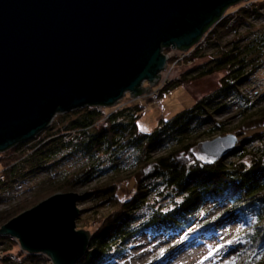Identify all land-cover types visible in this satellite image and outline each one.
<instances>
[{"label":"water","instance_id":"obj_1","mask_svg":"<svg viewBox=\"0 0 264 264\" xmlns=\"http://www.w3.org/2000/svg\"><path fill=\"white\" fill-rule=\"evenodd\" d=\"M242 1L0 0V153L36 138L59 114L149 95L168 66L165 49L189 50ZM238 143L228 134L199 149L214 161ZM80 198L57 193L0 236L53 264H78L92 239L77 230Z\"/></svg>","mask_w":264,"mask_h":264},{"label":"trees","instance_id":"obj_2","mask_svg":"<svg viewBox=\"0 0 264 264\" xmlns=\"http://www.w3.org/2000/svg\"><path fill=\"white\" fill-rule=\"evenodd\" d=\"M262 8L264 3L260 9L242 11L232 26H229L228 22L219 24L210 33V42L218 43L223 37L237 32L242 25H249L250 16H263L260 12ZM257 40L258 43L243 48L219 51L211 61L195 67L192 71L195 75L190 79L181 80V83L193 82L223 72L225 74L220 79L217 100L221 95L228 97L235 92L244 98L240 85L246 77L249 59L264 48V36ZM194 56V59H197L199 54ZM175 83L177 84L171 82L164 86L161 94L169 91ZM223 107L224 104L204 97L192 108L170 119H161L152 133H146L139 127L144 109L141 104L115 108L106 121L107 125L102 126H98V123L104 117V107H101L102 110L98 109L99 107H85L73 111L79 112L81 116L73 120L69 127L53 132L51 124L35 138L42 143L47 141L44 147L42 145L36 149L28 146V142H22L0 153V163L3 167H8L5 168L7 179L0 184V189L10 186L17 169L26 162H31L36 172L47 170L52 159L72 146L88 156L92 163L84 166L75 176H63L60 172L51 173L39 192L26 204L17 207L16 213L12 216L11 213L0 215V226L51 195L70 192V186L75 179L83 177V181L87 182L100 174L113 171L117 176L107 180L108 186L104 190L111 211L92 225L94 231L90 248L78 264H100L107 254L117 247L126 246L144 231L145 228L140 230V225L134 223V215L146 206V200L156 182L167 189L176 190L180 199L167 208L152 207L146 230L179 231L185 226L184 222L188 218L195 217L202 211L206 202L227 203L230 210L245 216L242 237L244 242L241 243V250L235 255L237 264H264V145L254 152L248 151L247 148V145L264 139V117L256 120L245 119L240 127V140L236 148L218 160L207 161L209 157L199 149L200 143L203 142L199 141L202 138L200 130L210 122L214 127L209 132L223 129L224 123L215 118L216 112L223 110ZM70 131L79 133V143L64 142L63 135ZM162 143L170 144L169 151L155 155L156 149ZM28 149L34 150L28 154ZM129 149L134 153L136 164L132 176H120V166L116 160L109 169L102 167V154L116 158ZM231 155L237 159L229 161L227 158ZM80 173L82 174L79 176ZM130 181L135 182V189L122 198L121 186ZM4 250H11V247ZM25 259L32 264L49 263V259L42 254H28ZM1 263L11 261L5 258Z\"/></svg>","mask_w":264,"mask_h":264},{"label":"rangeland","instance_id":"obj_3","mask_svg":"<svg viewBox=\"0 0 264 264\" xmlns=\"http://www.w3.org/2000/svg\"><path fill=\"white\" fill-rule=\"evenodd\" d=\"M252 1L257 2L258 5L264 3V0ZM262 12L263 16H250L248 18L249 25H242L237 32L223 37L218 43L215 41L210 42L207 49L198 53L199 57L197 59H194V55L192 57H183V54L174 48L165 49L164 53L170 56V60L166 70L162 72L160 87L155 86L152 88L154 93L157 89L159 90L160 98L155 99L153 95H145L138 99H133L130 94H127L117 106L104 107V117L99 121V126L106 123L104 121L105 115H111L115 108L120 109L137 103L144 106L143 114L139 120V127L146 133H152L156 130L161 119H170L176 114L192 108L200 99L210 97L212 101L224 104L223 110L217 111L215 114L216 120L223 122L224 127L223 129L209 132L214 125L212 122L206 124L200 130L202 138L199 141L204 142L228 134H236L240 140V127L244 124L245 119L256 120L264 117V48L253 54L249 59L246 77L240 85V91L244 98L235 92L228 97L221 95L220 99L217 100L220 79L225 74L223 72L193 82L184 83L183 81L181 83V80L193 77L195 75L192 72L193 69L211 61L213 57L217 56L219 51L232 50L235 47L243 48L249 44L258 43L257 39L264 36V10ZM167 80L168 82L165 83L164 81ZM171 82H177V84L175 83L169 91L162 95L161 89ZM144 86H149L148 82H145ZM80 116L79 112L73 111L59 114L53 120L52 126L50 125L52 129H50L53 132L65 129L69 127L73 120L78 119ZM46 143L48 142L42 143L34 138L28 141V146L36 147L37 149L42 145L44 147ZM263 145L264 139L247 145V148L248 151L254 152ZM169 149L170 144L162 143L156 149L155 155L165 154ZM33 150L28 149V154ZM101 157L104 169H109L113 161L116 160V163L120 166L119 175L122 177H130L136 170L135 156L130 149L123 151L116 158L106 153L102 154ZM227 159L230 161L237 159V157L231 155ZM89 163H92L89 157L73 146L66 148L52 159L48 163L47 170L36 172L31 162H26L21 165L19 170L17 169L14 181L10 186L0 189V215L11 213L12 216L16 213L15 209L17 207L24 205V203L26 204L27 201L32 199L34 194L39 192L40 187L46 183L45 181L51 173L60 172L63 176H75ZM0 167L4 170L8 168L6 166L3 167L1 163ZM116 176L112 171L100 174L87 182L83 181V177L78 180L75 179L71 184L70 192H76L81 196L78 202L80 215L77 220V230L84 229L93 234L94 227L92 225L111 211L110 204L105 198L104 190L108 186L106 184L107 180ZM6 179L5 175L4 181H0L1 184ZM154 184V189L146 200V206L134 215V223L140 225L138 227L140 230L145 228L144 231L126 246L117 247L114 251L107 254L100 264H200V261L208 256L210 249H216L220 245H224V247L220 248V251L213 257L204 260V264H232V257L241 250L242 246L241 243L230 245L228 241H235L237 237L242 239L244 230L243 217L245 216L230 210L227 203L206 202L202 211L195 217L188 218L184 222L185 226L179 231L146 230L147 219L152 207L163 206L167 208L173 205L174 201L180 199L176 190L167 189L164 185H158L157 182ZM134 187V181L123 184L120 196L124 198L127 194L134 191ZM31 208H27L23 212ZM18 215H15V217ZM9 246L11 250H4ZM179 251L183 255L182 258L179 256H177L178 258L175 257ZM27 255L28 253L21 249L19 241L12 240L9 236H0V264H3L1 261L5 258H9L11 263L4 264H32L29 260H24ZM48 261L49 263L46 264H53L50 259Z\"/></svg>","mask_w":264,"mask_h":264},{"label":"built area","instance_id":"obj_4","mask_svg":"<svg viewBox=\"0 0 264 264\" xmlns=\"http://www.w3.org/2000/svg\"><path fill=\"white\" fill-rule=\"evenodd\" d=\"M261 5H258L257 2H254L252 0H245L242 1L241 3L230 7L229 9H227V11L224 13L223 17L221 19H219L217 22H215V24L203 35V37L199 40V42H197L195 45H193L189 50L187 51H181L179 50L178 52H181L183 54V57H192L193 55H196L199 52H202L203 50L207 49V47H209L210 44V38L209 35L212 32V30L218 26L219 24L223 23V22H228L229 26H232L233 23H235L237 21V19L239 18V14L242 13V11H253L254 9H260ZM264 10V8L261 9V13H263L262 11ZM170 57V56H169ZM170 60V59H169ZM165 83L168 82L164 81ZM160 83L156 86V87H160ZM159 90L157 89L156 92L154 93L151 92L149 95L153 97H155V99H159ZM98 109L102 110L101 107H99ZM109 115H106L105 120L107 121ZM104 125H107V122L104 123ZM99 126V124H98ZM63 139L64 142L66 143H72V144H77L80 141V136L79 133L77 131H70L68 133H66L65 135H63ZM5 170L2 169L0 167V181L5 179ZM1 184V182H0ZM12 240L18 241L15 238L10 237ZM16 259V257H15Z\"/></svg>","mask_w":264,"mask_h":264},{"label":"snow or ice","instance_id":"obj_5","mask_svg":"<svg viewBox=\"0 0 264 264\" xmlns=\"http://www.w3.org/2000/svg\"><path fill=\"white\" fill-rule=\"evenodd\" d=\"M244 241L240 238L237 237L235 239V241H228V244H233V243H243ZM224 245H220L219 247H217L216 249H210L208 256L204 257L201 261L200 264H204V260H208L209 258L213 257L216 253H218L220 251V248H223ZM232 264H237V257L233 256L232 257Z\"/></svg>","mask_w":264,"mask_h":264},{"label":"bare ground","instance_id":"obj_6","mask_svg":"<svg viewBox=\"0 0 264 264\" xmlns=\"http://www.w3.org/2000/svg\"><path fill=\"white\" fill-rule=\"evenodd\" d=\"M81 199V198H80ZM89 250V249H88ZM177 256H179L180 258H182L183 257V255L181 254V251H179V252H177L176 253V256L175 257H177ZM178 258V257H177Z\"/></svg>","mask_w":264,"mask_h":264}]
</instances>
